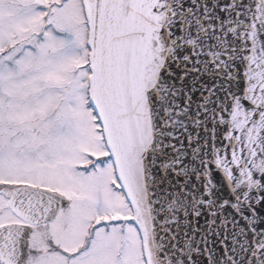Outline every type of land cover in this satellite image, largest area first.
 <instances>
[{
	"label": "snow or ice",
	"instance_id": "obj_1",
	"mask_svg": "<svg viewBox=\"0 0 264 264\" xmlns=\"http://www.w3.org/2000/svg\"><path fill=\"white\" fill-rule=\"evenodd\" d=\"M0 264H264V0H0Z\"/></svg>",
	"mask_w": 264,
	"mask_h": 264
}]
</instances>
